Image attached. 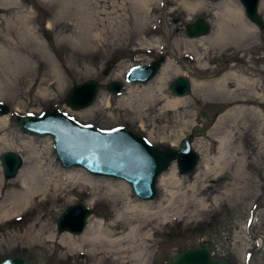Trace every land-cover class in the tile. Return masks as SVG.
Here are the masks:
<instances>
[{"label": "rangeland", "instance_id": "374dc122", "mask_svg": "<svg viewBox=\"0 0 264 264\" xmlns=\"http://www.w3.org/2000/svg\"><path fill=\"white\" fill-rule=\"evenodd\" d=\"M224 1L243 14L239 0H149L144 6L138 0H0V48L13 45L18 56L16 60L0 55V103L10 111L7 127H0V157L5 152L18 154L22 159L20 171L34 155L31 147L21 145L31 143L36 165L45 168L52 163L62 173L71 171L95 181L93 186L85 180L62 181L63 189L71 191L69 200L48 204L46 210L53 209L54 213L48 216L47 233L52 232L56 238L69 234L57 230V220L78 204L92 211L87 223L102 219L104 228L114 233L123 231L127 220L111 218L108 203L116 194L107 182L125 185L127 188L120 190L122 197L131 191L133 200H139L124 181L93 176L80 167L64 168L51 137L30 136L18 127L20 117L60 112L80 125L101 131L127 129L159 148L178 149L184 138L193 137L192 149L198 156L195 170L181 175L172 163L157 180V197L149 200L168 197L171 188L164 184L173 171L191 202L183 208L184 218H171L163 233L152 236L148 264H165L181 251L203 245L210 247L213 258H226L231 264H264V30L254 27L253 34L239 41L241 37L231 34L228 26L231 35L227 40L208 38L203 45L193 46L188 44L193 39L185 33V26L203 18L210 25L209 36L213 35ZM186 2L198 5L188 10ZM261 3L259 14L264 18ZM243 18L248 22L244 14ZM239 54L256 61L253 72L262 81L256 79L254 84L239 87L238 79L231 77L220 95H209L206 89L196 91L197 83L208 85L225 73L227 55L239 60ZM162 55L167 59L161 70L168 68L164 94L160 98L155 93L162 102L147 95L161 70L147 84L125 85L119 96L107 91L110 82H124L130 69ZM179 61L186 67L182 68ZM107 67L110 69L104 75ZM230 71L240 73L236 66ZM216 72L218 76L213 77ZM183 76L191 80V93L181 97L184 103L176 109L164 108V102L175 97L171 84ZM85 80L97 81L98 95L89 108L71 110L64 98L72 86ZM236 97L247 102H231ZM242 105V113L233 110ZM229 110L233 112L218 121ZM202 113L204 122L199 119ZM195 128L205 133L195 135ZM195 143L203 147V152ZM2 172L0 163V197L8 193L17 176L6 180ZM199 172L205 175L195 181ZM189 184L194 190L188 194ZM95 190L98 195L89 203V195ZM30 221L31 217H20L0 225V239L22 234ZM61 252L54 243L33 247L22 242L0 248V261L20 257L29 264H117L105 253L97 254V262L86 256L63 258Z\"/></svg>", "mask_w": 264, "mask_h": 264}, {"label": "bare ground", "instance_id": "6f19581e", "mask_svg": "<svg viewBox=\"0 0 264 264\" xmlns=\"http://www.w3.org/2000/svg\"><path fill=\"white\" fill-rule=\"evenodd\" d=\"M140 3L147 5L149 0H138ZM188 10H194L198 3L186 2L184 3ZM261 9L264 12V0L261 3ZM219 20L217 23V30L213 35L199 37L189 41V45H203L208 38L211 40H227L229 35L237 34L239 41L243 40L248 34L254 33V26L249 24L243 18L241 9H234L227 2L220 4L218 11ZM231 27V34L228 33L227 27ZM229 34V35H228ZM77 37H79L77 35ZM79 39V38H77ZM235 39V38H234ZM76 40V39H75ZM15 47L11 45L9 48H0V55L3 57L14 58L17 60L18 56L14 54ZM19 63V62H17ZM167 67H163L161 74L156 79V85H153L147 90V95L152 100L157 101L162 98L164 94V86L166 82ZM178 72H181L177 69ZM191 74L190 71H187ZM232 77V78H231ZM238 79L236 83L242 87L243 83L254 84L253 80L247 79L243 74L235 72H228L223 74L220 78L205 85L204 83H197L196 91H204L209 95H220L222 86L227 79ZM202 88V89H201ZM159 93L160 98L155 95ZM198 93V92H197ZM0 97H2L0 95ZM3 98V97H2ZM231 102L246 103V99L231 100ZM184 103L183 98L173 97L165 101L163 107L166 109H176ZM237 113H242L244 106H237L233 109ZM233 110L226 111L221 114L218 121L232 113ZM8 121L6 116L0 117V127H7ZM7 145H12L6 143ZM22 147L29 146L34 149L31 143H22ZM200 151L203 152L200 145L195 143ZM31 158L29 165L22 168L17 176L13 179L10 190L3 197H0V225H7L20 217H31V221L24 229L22 234H10L5 239H0V248L17 243H26L33 247H43L46 243H54L62 249L60 257H80L86 256L90 261H99L96 259L97 254L105 253L109 258L114 260L117 264H148L152 249V236L155 233L161 234L164 232L167 222L171 219H182L183 208L191 202L190 197L187 198V192L183 191V182L171 171L165 186L168 188V197L161 198L157 201H134L131 191H127L126 198L122 197L121 189L127 188L123 184L107 182L110 186V191L116 194V197L109 200L108 207L111 213V218L127 220L125 229L119 233H114L109 228H104V221L98 219L96 221H89L82 234L73 236L72 234H63L56 238L52 232H48L49 218L54 213L53 209L46 210L48 204L53 205L60 201L68 202V195L71 191H65L62 187L63 180H85V183L93 186L95 181L90 177L81 178V175H75L71 171L62 173L58 168H55L52 163H49L45 168L42 165H36V156ZM37 159H39L37 157ZM34 162V163H32ZM42 163V160L40 161ZM43 164V163H42ZM208 164L206 165V167ZM83 169V168H82ZM205 175L204 172H199L195 175L194 180L198 181L200 176ZM0 181V190H1ZM186 190L192 193L193 185H187ZM97 191L90 193L89 203H92ZM181 204L176 205L177 202ZM190 201V202H189ZM46 210V211H45ZM174 216V217H172Z\"/></svg>", "mask_w": 264, "mask_h": 264}, {"label": "water", "instance_id": "95a60500", "mask_svg": "<svg viewBox=\"0 0 264 264\" xmlns=\"http://www.w3.org/2000/svg\"><path fill=\"white\" fill-rule=\"evenodd\" d=\"M245 18L258 30H264V18L259 14L261 0H239ZM188 38L207 36L210 27L203 18L185 27ZM165 58L132 68L125 78V84L144 85L154 79ZM110 68L107 67L104 75ZM124 83L110 82L107 91L119 96ZM175 97H185L191 93V81L187 77L177 78L170 87ZM98 94V83L85 80L71 87L64 98L65 105L78 111L89 108ZM9 114V108L0 103V117ZM200 121L204 122L205 114ZM18 127L30 136L52 138L56 155L64 168L80 167L93 176L118 179L130 185L135 196L143 201L157 197L158 177L175 162L181 175L192 173L198 163V156L192 149V136L184 138L178 149L159 148L150 145L141 136L123 128L101 131L82 126L60 112H46L38 117H20ZM204 129L195 128V135H202ZM4 179L14 178L22 165L21 157L15 152H5L0 157ZM92 212L82 205L69 207L57 220V230L80 235L87 226ZM263 243L256 251L259 252ZM0 264H28L22 258H8ZM166 264H231L226 258L214 259L209 246L203 245L181 251Z\"/></svg>", "mask_w": 264, "mask_h": 264}, {"label": "flooded vegetation", "instance_id": "af4514ba", "mask_svg": "<svg viewBox=\"0 0 264 264\" xmlns=\"http://www.w3.org/2000/svg\"><path fill=\"white\" fill-rule=\"evenodd\" d=\"M160 57V56H159ZM239 57V58H238ZM237 58L239 60H234L231 56L227 55V57L225 58V66L223 67L224 69V74L228 73V72H231L230 71V68L233 66H236L240 69V74H243V76L247 79H250V80H256V79H259L260 81L261 80V76L254 73L253 71L256 69V61L255 60H252V59H244L242 58V54H239ZM166 58V56H165ZM236 58V57H235ZM155 61V60H154ZM182 63V62H181ZM182 68H185L186 65L184 63H182V65H180ZM249 68L250 71H247V69ZM222 69V70H223ZM219 73H214L212 74L213 77H216L218 76ZM221 76V75H220ZM264 79V78H263ZM90 262V261H89Z\"/></svg>", "mask_w": 264, "mask_h": 264}]
</instances>
